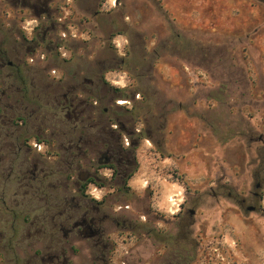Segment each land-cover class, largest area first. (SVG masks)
<instances>
[{
    "label": "rangeland",
    "instance_id": "rangeland-1",
    "mask_svg": "<svg viewBox=\"0 0 264 264\" xmlns=\"http://www.w3.org/2000/svg\"><path fill=\"white\" fill-rule=\"evenodd\" d=\"M1 192L0 264H264V0H0Z\"/></svg>",
    "mask_w": 264,
    "mask_h": 264
},
{
    "label": "flooded vegetation",
    "instance_id": "flooded-vegetation-1",
    "mask_svg": "<svg viewBox=\"0 0 264 264\" xmlns=\"http://www.w3.org/2000/svg\"><path fill=\"white\" fill-rule=\"evenodd\" d=\"M43 196L47 197V195ZM5 203L6 200L4 198V194L1 192L0 205L4 206ZM86 217L87 216L83 217V220L81 221L83 226L82 230L89 235L85 237H77V240H84L85 244L88 245L87 250L89 252L84 254L85 257H81L82 254L80 253L54 252L53 254H50V260L52 262H55V264H146V259L143 258L142 254L140 255V258H137L136 260H134L132 254H130L127 257L131 256L132 259L125 258V261H121L120 263L114 262L111 256V243L104 241V239L100 236L96 237L98 234H101V228L97 224L100 218L98 219L94 216L87 221ZM75 238L66 237L68 240L71 239L70 242H73V239ZM79 257L81 258L80 260L78 259ZM15 264H19L17 258L15 259ZM171 264L180 263L177 261Z\"/></svg>",
    "mask_w": 264,
    "mask_h": 264
},
{
    "label": "trees",
    "instance_id": "trees-1",
    "mask_svg": "<svg viewBox=\"0 0 264 264\" xmlns=\"http://www.w3.org/2000/svg\"><path fill=\"white\" fill-rule=\"evenodd\" d=\"M45 11H47V10H45ZM45 13H46V15L49 17L48 11L45 12ZM20 78L23 80V76H22V77L20 76ZM89 182H94V180H93V179H90ZM89 182H88V183H89ZM84 188H85V185H84Z\"/></svg>",
    "mask_w": 264,
    "mask_h": 264
}]
</instances>
